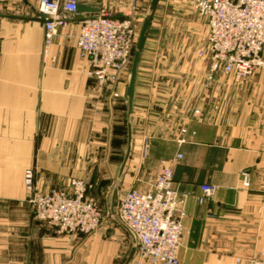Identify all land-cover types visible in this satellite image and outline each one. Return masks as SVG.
<instances>
[{
	"label": "crops",
	"instance_id": "crops-1",
	"mask_svg": "<svg viewBox=\"0 0 264 264\" xmlns=\"http://www.w3.org/2000/svg\"><path fill=\"white\" fill-rule=\"evenodd\" d=\"M150 2L119 10L131 7L142 21ZM37 7V0H0V264H124L130 250L122 243L100 231L56 233L34 219L27 201L25 171L33 168L39 190L79 178L104 206L128 144L129 71L119 84L99 86L76 47L77 21L59 29L44 55ZM207 34L191 0L158 1L137 66L120 194L171 163L175 186L189 193L180 264H244L238 259L264 255V73L251 83L210 78L199 55ZM184 127L195 135L180 144ZM203 183L218 190L199 203Z\"/></svg>",
	"mask_w": 264,
	"mask_h": 264
},
{
	"label": "built area",
	"instance_id": "built-area-1",
	"mask_svg": "<svg viewBox=\"0 0 264 264\" xmlns=\"http://www.w3.org/2000/svg\"><path fill=\"white\" fill-rule=\"evenodd\" d=\"M37 1L36 14L44 27V55L49 53L59 29L77 21L76 47L90 61L89 75L101 87L121 82L123 74L130 69L139 35V19L134 9L119 10L131 0ZM106 1L118 2L120 8L111 9L103 4ZM79 4L98 11H86L79 20ZM191 5L208 27L199 55L209 61L210 78L221 73L244 79L264 70V0H191ZM194 135L195 131L190 133L184 127L177 140L186 143ZM148 148L145 137L143 157L147 156ZM181 157L182 154L177 156ZM244 185H249L248 175ZM25 187L34 219L56 233L89 234L102 223V209L89 196V185L83 179L73 178L68 187L41 191L36 187V170L30 168L25 171ZM201 190L197 200L205 203L213 198L218 186L203 183ZM188 196L189 193L180 192L175 186L172 164L166 162L144 186H131L121 192L118 214L137 237L139 261L180 264L179 251L188 235L184 225ZM238 262L264 264V255H252Z\"/></svg>",
	"mask_w": 264,
	"mask_h": 264
},
{
	"label": "water",
	"instance_id": "water-1",
	"mask_svg": "<svg viewBox=\"0 0 264 264\" xmlns=\"http://www.w3.org/2000/svg\"><path fill=\"white\" fill-rule=\"evenodd\" d=\"M158 1L159 0H151L147 12L143 15V22L141 25V29L139 31L134 55H133L130 70H129L128 87H127V92H126L127 94V113H128V144H127V149H126L123 163L120 167V171L118 173V177L113 187L112 193L110 195V200H109L110 214L113 216L115 221L128 232L131 238V242H132L130 252L124 264H129L132 261V259L135 257L137 253V249H138V242H137V237L135 233L120 219L119 214H118V207L120 203V185L122 183V177L125 174L127 161L131 153L132 125H131L129 118H130L131 111H132V100H133V92H134L135 80H136V75H137V66L141 59V54L144 49L145 41L147 39V33L152 24L154 14L157 9ZM77 11L79 12L78 19L81 20L84 18V15H83L84 12L98 11V8L88 6L85 4H79Z\"/></svg>",
	"mask_w": 264,
	"mask_h": 264
},
{
	"label": "rangeland",
	"instance_id": "rangeland-1",
	"mask_svg": "<svg viewBox=\"0 0 264 264\" xmlns=\"http://www.w3.org/2000/svg\"><path fill=\"white\" fill-rule=\"evenodd\" d=\"M103 4L105 6L111 8V9H118V8H120V7H118V2H115V1H106ZM142 22H143V20L138 22L139 31L141 29ZM129 70L130 69L128 68L127 71H129ZM260 73H264V70H261L258 73L254 74V75H251V76H248V77H246L244 79H236L233 76L224 75V74H221V73H218V77L220 78V77L224 76V78H225L224 81H226V80H228L230 78L235 83H241L242 81H245V82L246 81H249L250 82L251 80H249V79H252V81L255 80L254 78H251V77H253V76L256 77V75H258ZM27 198H28V193H27ZM93 200L102 209V212H103V220H102L101 225L96 230H94L93 232H91L89 234H82V233H74V234H78V235H80V237L83 238L84 236H88V235H90L92 233H95V232L100 231V232H103L102 238L105 241L120 242L124 246H126V249H127V252H128L130 250L131 245H132L130 235L128 234V232L123 227H121L115 221V219L113 218V216L110 214V212H109V201L107 200V202L105 203V205L104 206H101V204L97 200H95L94 198H93ZM27 201H28V199H27ZM135 258H138L137 253L135 255Z\"/></svg>",
	"mask_w": 264,
	"mask_h": 264
}]
</instances>
